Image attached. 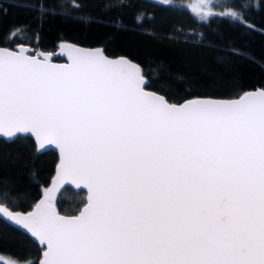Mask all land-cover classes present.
I'll use <instances>...</instances> for the list:
<instances>
[{
  "label": "snow or ice",
  "instance_id": "1",
  "mask_svg": "<svg viewBox=\"0 0 264 264\" xmlns=\"http://www.w3.org/2000/svg\"><path fill=\"white\" fill-rule=\"evenodd\" d=\"M69 59L0 50V135L54 144L59 179L89 193L71 217L51 192L26 215L0 204L41 264H264V91L177 106L127 60Z\"/></svg>",
  "mask_w": 264,
  "mask_h": 264
},
{
  "label": "trees",
  "instance_id": "2",
  "mask_svg": "<svg viewBox=\"0 0 264 264\" xmlns=\"http://www.w3.org/2000/svg\"><path fill=\"white\" fill-rule=\"evenodd\" d=\"M184 1L0 0V47H100L135 62L146 87L172 103L264 90V0H212L215 12L201 19ZM56 161L54 151L38 150L25 134L0 138V204L14 213L31 210L50 189ZM52 196L62 215L85 203L84 191L68 187ZM41 251L22 225L0 216V253L40 264Z\"/></svg>",
  "mask_w": 264,
  "mask_h": 264
},
{
  "label": "water",
  "instance_id": "3",
  "mask_svg": "<svg viewBox=\"0 0 264 264\" xmlns=\"http://www.w3.org/2000/svg\"><path fill=\"white\" fill-rule=\"evenodd\" d=\"M22 49L25 50V54L30 55V56H35L38 60L44 61L47 58V62L48 63H51L53 65H69V64H71V60L69 59V52L70 51H74L76 49L88 50V51H92V52H94L96 50H99L100 53L105 58H107L110 61L119 62L121 60H127V61L131 62L132 64L137 65L135 62L129 60L128 58H126L124 56H116V57L107 56V55L104 54V52L102 51V49L100 47H84V46H79V45H76V44L70 43V42H59L57 44V46H56V49L52 53L51 52H42V51H39L36 54H33L32 53L33 52L32 51V48L30 46H27V45H15L13 48L0 47V50H8V51L16 52V53L21 52ZM54 57L62 58V60H54L53 59ZM146 85H147V82H146V79L144 78V85L143 86H144L145 91H147L149 93H154V94H156L158 96L163 97L162 95L154 92L153 90L148 89L146 87ZM259 91H264V90L263 89H254V90L245 91V92L241 93L239 96L234 97V98L195 97V98H190V99L183 100L180 103L168 102L164 97L163 98L169 104H173V105H177V106H182V105H184V104H186V103H188L190 101H233V100H239L241 97L245 96L246 94H249V93H258ZM19 134H25V135L29 136L30 139L33 141L35 147L38 150H51V151H54L56 153V155H57V161H56V164L54 166L53 175H52V177L50 179V191H51L52 194L60 191L64 187H68V188H70L71 190H73L75 192H77L79 190L84 191V193H85V203L81 206V208L79 209V211L75 215H63V216H69V217H71V216H78L80 214V211L84 208V206L88 202V195H89V193H88L87 188L83 187L82 185L80 187H77L76 184H74V183H72L70 181H61L59 179V169H60L61 164H62V155H61V152H60L59 148H57L54 144H45L44 147H40V142L30 132H27V133H24V132L17 133L15 136H12V137H5L3 135H0V138L3 139V140H5V141H10V140H12L13 138H15ZM34 209H35V206L31 210H29L28 212H26L24 215H26L27 213H30V212L34 211ZM22 230L29 237H31L32 240L39 247L42 248V251L40 253V259H39V263L41 264L42 260L44 259V252L47 250L46 245H42L39 242V240L37 238L33 237L31 235V233L28 232L27 229L23 228V226H22Z\"/></svg>",
  "mask_w": 264,
  "mask_h": 264
},
{
  "label": "rangeland",
  "instance_id": "4",
  "mask_svg": "<svg viewBox=\"0 0 264 264\" xmlns=\"http://www.w3.org/2000/svg\"><path fill=\"white\" fill-rule=\"evenodd\" d=\"M153 1L162 2V3H171L172 2V0H153ZM211 1L212 0H187V1H184L182 3L186 4V7L191 12H193L198 18L201 19V18L205 17L206 15H209L210 13L215 12V9L212 8V6H211ZM49 192H51L49 188L46 189L45 191H43L42 199L40 201L44 200L46 195ZM40 201L38 203H40ZM6 219H8V218H6ZM8 220L12 221L10 219H8ZM0 262L2 264H27V261H18V260H15V259L5 255V254H2V253H0Z\"/></svg>",
  "mask_w": 264,
  "mask_h": 264
}]
</instances>
